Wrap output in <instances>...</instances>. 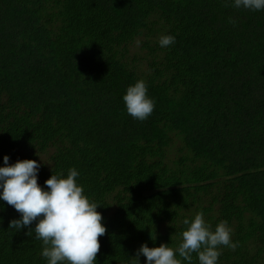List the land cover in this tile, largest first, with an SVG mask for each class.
<instances>
[{"label":"trees","instance_id":"trees-1","mask_svg":"<svg viewBox=\"0 0 264 264\" xmlns=\"http://www.w3.org/2000/svg\"><path fill=\"white\" fill-rule=\"evenodd\" d=\"M161 34L175 42L159 46ZM141 78L155 99L143 121L122 101ZM5 154L37 160L41 185L78 169L106 227L96 264H130L142 242L175 247L197 211L238 242L217 264H264V10L0 0V164ZM0 206V264H45L35 221L11 230L19 214Z\"/></svg>","mask_w":264,"mask_h":264},{"label":"clouds","instance_id":"clouds-1","mask_svg":"<svg viewBox=\"0 0 264 264\" xmlns=\"http://www.w3.org/2000/svg\"><path fill=\"white\" fill-rule=\"evenodd\" d=\"M230 3L236 9L264 10V0H230ZM174 42L171 34H161L157 40L161 47ZM122 101L126 112L140 121L145 120L155 106V99L147 94L142 78L126 87ZM39 168L40 163L35 159L9 163L8 155L3 156L0 201L19 214L18 218L9 219L8 228H27L35 221L30 230L34 238L41 241L40 255L45 264H96L98 236L106 231L102 215L97 211L99 204L84 194L83 186L77 181L80 173L75 167H68L66 173L51 170L43 185L37 182ZM180 223L185 227L175 247L163 242L149 247L142 242L134 250L130 264H140L141 255L143 264H192L193 252L197 264H217L221 246L234 249L238 245L231 239L232 229L226 220L221 219L213 227L203 213L197 211L191 218L183 217ZM150 239L155 237L150 235Z\"/></svg>","mask_w":264,"mask_h":264},{"label":"rangeland","instance_id":"rangeland-1","mask_svg":"<svg viewBox=\"0 0 264 264\" xmlns=\"http://www.w3.org/2000/svg\"><path fill=\"white\" fill-rule=\"evenodd\" d=\"M136 44H137V42L135 43V45H136ZM136 49H137L136 47H135V48L132 47V48H131V50H132L131 52H134V50H136Z\"/></svg>","mask_w":264,"mask_h":264}]
</instances>
